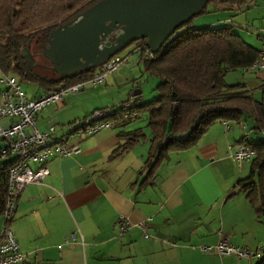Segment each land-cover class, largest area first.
<instances>
[{
    "label": "crops",
    "instance_id": "obj_1",
    "mask_svg": "<svg viewBox=\"0 0 264 264\" xmlns=\"http://www.w3.org/2000/svg\"><path fill=\"white\" fill-rule=\"evenodd\" d=\"M252 4L262 7L260 21L245 28L259 34L264 31V0ZM127 89L88 88L46 106L36 115L34 127L41 132L52 126L54 138L65 137L64 126L94 110L119 106L139 88L131 93ZM125 122L83 139L67 137L78 153L50 158L47 177L19 194L10 229L24 255L22 264H257V253L264 249V225L235 188L248 176L250 160L237 164L229 157L241 137L251 139L245 128L229 123L226 132L223 123H214L193 148L169 154L141 184L138 172L148 143L137 159L130 157L135 147L112 157L123 143L121 136L138 129ZM0 125L7 126V120ZM122 221L129 224L124 234L118 231ZM222 239L253 251L257 261L218 256L212 247Z\"/></svg>",
    "mask_w": 264,
    "mask_h": 264
},
{
    "label": "trees",
    "instance_id": "obj_2",
    "mask_svg": "<svg viewBox=\"0 0 264 264\" xmlns=\"http://www.w3.org/2000/svg\"><path fill=\"white\" fill-rule=\"evenodd\" d=\"M97 1L0 0V73L33 84L44 93L88 79L92 76L90 70L59 79L42 57L41 49L56 27ZM246 2L210 0L207 5L211 4L213 12L233 11ZM206 7L200 14L206 12ZM191 20L177 28L151 55L152 59L142 51L137 52L143 73L158 81L155 98L147 102L133 100L130 107L137 117H146L148 137L139 129L123 134V143L112 152V157L121 155L140 140H147L146 157L138 172L143 184L153 177L169 154L193 148L214 123L243 128L241 123L250 120L254 134L260 133L263 139L240 138L238 145L249 147L253 155L248 176L238 180L235 188L243 195L255 219L264 224V100L255 101L243 84L228 86L224 82L226 74L254 67L260 50L242 41L230 24L195 28L190 25ZM138 42L147 49L143 40ZM23 50L35 63L33 69L24 62ZM11 163V160L0 162V216ZM261 252L257 264H264V249Z\"/></svg>",
    "mask_w": 264,
    "mask_h": 264
},
{
    "label": "built area",
    "instance_id": "obj_3",
    "mask_svg": "<svg viewBox=\"0 0 264 264\" xmlns=\"http://www.w3.org/2000/svg\"><path fill=\"white\" fill-rule=\"evenodd\" d=\"M257 37L262 44V49L254 67L263 69L261 64L264 62V31H261ZM141 51L152 59V53L140 45L135 46L132 53ZM126 61L127 57L112 56L99 67L90 70L92 76L88 79L69 86L61 85L34 99H26L16 80L0 73V84L4 86L0 91V121L8 122L6 127L0 125V142L3 143L0 147V158L12 161L8 170L4 204L0 216V264H22L24 255L20 252L10 229L16 199L26 186L39 185L47 177L48 171L45 164L50 158H69L78 153V147L69 144L67 137L83 139L110 129L115 123L137 118V114L130 109L133 101L130 98V101L118 107L94 110L79 121L69 124L65 137L54 138V127L50 126L46 131L41 132L34 127L36 115L48 105L60 103L71 95L103 84L106 77ZM224 129L228 132L229 126L224 124ZM252 155L253 151L249 147L237 145L229 157L240 164L250 160ZM137 226L144 230L142 223H138ZM128 228L129 224L126 221L118 225L120 234H124ZM212 248L218 256H232L236 259H250L256 256L254 252L238 249L224 239L218 241ZM207 250L209 247H200L202 252Z\"/></svg>",
    "mask_w": 264,
    "mask_h": 264
},
{
    "label": "water",
    "instance_id": "obj_4",
    "mask_svg": "<svg viewBox=\"0 0 264 264\" xmlns=\"http://www.w3.org/2000/svg\"><path fill=\"white\" fill-rule=\"evenodd\" d=\"M210 0H99L56 27L41 55L59 79L93 70L137 41L155 54L180 26L200 14ZM21 56L35 67L26 50ZM140 99V91L130 94Z\"/></svg>",
    "mask_w": 264,
    "mask_h": 264
},
{
    "label": "rangeland",
    "instance_id": "obj_5",
    "mask_svg": "<svg viewBox=\"0 0 264 264\" xmlns=\"http://www.w3.org/2000/svg\"><path fill=\"white\" fill-rule=\"evenodd\" d=\"M255 6V4H252V0H247L245 5L240 8H234L233 11L213 12L212 6L211 4H209L206 7L205 13L192 18L190 25L195 28H202L205 26L218 27L224 23L230 24L233 27L234 32L242 41L257 50H261L262 44L257 38L258 33L255 30L250 31L249 29L245 28V24L247 23L257 25L260 21L258 17H260V14L262 13V7L256 8ZM223 18L227 19V22H217L218 20H222ZM262 22L263 19L261 20V23ZM138 43V41L134 42L130 46L116 54V56L120 58L127 57L126 63L106 77L105 85L103 83L96 87H128L127 91L130 90V93L135 90L133 89V87H138V90L141 93L142 102L150 101L156 97V92L154 91V88L158 81L153 77H146V75L143 73L142 67L137 65V54L132 53L134 47L137 46ZM261 65L264 68V62ZM16 82L21 93L24 94V97L26 99L32 98L34 95L41 91L39 87H36L33 84H26L23 82H19L18 80H16ZM224 82L228 86L243 84L247 90L251 91V95L255 101L259 102L264 100V69L252 67L247 71L230 72L226 74ZM3 88L4 86L0 84V91ZM241 124L242 127L245 128V133L250 135L252 140H258V138L263 139V136L260 133L254 134L252 130L253 124L250 120H245ZM127 127L138 128L143 131L142 134L148 137V129L146 128V117L144 115L138 116L137 119L132 120L129 124H127ZM63 128L64 130H66V133H68L69 127L64 126ZM146 145L147 140H140L138 144L132 147L135 148L131 150L130 157H132L131 155H135V159H137L140 153L144 154L146 150ZM1 146H3V143L0 142V147ZM5 160L6 159L0 158V162ZM230 160L234 162L232 159ZM248 162L249 161H244V164H247ZM198 248L199 247H197V249ZM257 255L261 256V253H257ZM252 258L254 259V261H257L255 257Z\"/></svg>",
    "mask_w": 264,
    "mask_h": 264
}]
</instances>
